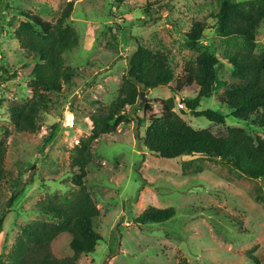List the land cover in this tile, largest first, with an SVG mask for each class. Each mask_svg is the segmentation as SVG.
Listing matches in <instances>:
<instances>
[{
	"label": "rangeland",
	"instance_id": "rangeland-1",
	"mask_svg": "<svg viewBox=\"0 0 264 264\" xmlns=\"http://www.w3.org/2000/svg\"><path fill=\"white\" fill-rule=\"evenodd\" d=\"M245 1V0H238ZM71 2L67 25L78 40L63 54L71 79L39 112L33 133L17 132L9 108L31 98L28 83L38 62L21 49L13 36L24 14L54 23ZM217 0H0V141L5 143V178L0 186V264L10 254L21 229L46 219L33 210L40 200L70 197L75 171L69 164L72 148L90 134L91 116L104 111L117 95L129 57L138 46L168 57L175 74L198 52L187 46L185 33L194 22H205L199 44L219 59L218 77L209 100L197 110L226 115L225 125L194 117L181 100L193 98L197 88L184 89L174 111L191 127L224 134L227 127H242L264 138L256 121L243 123L217 103L229 84L224 59L236 47L216 34ZM254 53L264 52V23L255 34ZM169 87L148 90L143 98L164 100ZM142 98V99H143ZM140 100V99H139ZM139 106L122 110L125 123L95 142L84 186L100 211L92 221L100 235L92 253L77 264H264V177L249 178L207 156L165 160L142 145L150 115ZM52 134V138H46ZM17 194L10 203V197ZM148 207H172L175 215L161 223L139 224L135 219ZM46 249L58 260L69 254L66 238ZM29 259V258H28ZM40 255L29 262L36 263Z\"/></svg>",
	"mask_w": 264,
	"mask_h": 264
},
{
	"label": "trees",
	"instance_id": "trees-1",
	"mask_svg": "<svg viewBox=\"0 0 264 264\" xmlns=\"http://www.w3.org/2000/svg\"><path fill=\"white\" fill-rule=\"evenodd\" d=\"M113 1L122 5L128 0ZM217 1L216 34L236 47L224 57L229 65V84L217 98V103L225 106L236 120L243 123L256 121V125L264 129V52L254 53L255 34L264 23V0ZM70 11L71 2H68L54 23L34 14H24L25 20L13 32L19 47L38 61L31 70L28 83L31 98L9 108L10 120L17 132H35L39 112L46 111L51 102L50 94L60 93L63 84L70 82L71 73L64 66L63 54L75 47L78 40L74 29L67 25ZM205 25V22H194L185 33L187 46L196 49L198 54L185 62L178 75L166 54L142 46L132 52L115 99L104 111L91 116L90 134L81 138L69 155V164L75 168L71 184L77 187V191L68 198L55 196L36 203L33 210L50 220H34L24 226L4 264H77L81 255L94 251L101 238L93 230L92 221L100 211L84 186L86 169L91 165L95 142L125 123L121 112L126 107L139 106L143 112L152 113V105L159 104L158 114L150 115L141 138L147 152L165 160L207 156L246 177H264V138L242 127H227L224 134L195 129L174 111L178 94L195 86L196 95L181 100L185 110L180 113L188 111L196 118L203 117L212 124L225 125L226 115L212 109L197 110L201 101L211 98L220 63L208 47L199 44ZM157 87H169L173 95L164 100L140 98V92L144 94ZM52 137L49 134L46 140ZM5 151V143L1 140L0 186L5 178ZM16 195L10 197V203ZM174 215L172 207H148L135 222L161 223ZM1 223L0 219V227ZM61 238L67 239L69 248L65 260L54 258L46 249ZM33 255H40L38 262H29ZM250 258L253 264H259L256 258Z\"/></svg>",
	"mask_w": 264,
	"mask_h": 264
},
{
	"label": "water",
	"instance_id": "water-1",
	"mask_svg": "<svg viewBox=\"0 0 264 264\" xmlns=\"http://www.w3.org/2000/svg\"><path fill=\"white\" fill-rule=\"evenodd\" d=\"M140 98H143V92H140Z\"/></svg>",
	"mask_w": 264,
	"mask_h": 264
}]
</instances>
